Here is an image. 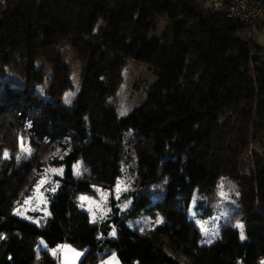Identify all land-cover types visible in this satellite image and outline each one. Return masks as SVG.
Masks as SVG:
<instances>
[{
  "label": "trees",
  "instance_id": "16d2710c",
  "mask_svg": "<svg viewBox=\"0 0 264 264\" xmlns=\"http://www.w3.org/2000/svg\"><path fill=\"white\" fill-rule=\"evenodd\" d=\"M240 27L198 0H0V264H59L49 253L59 244L85 249L82 264L113 252L120 264H264V48L255 39L264 19L250 41L237 38ZM68 37L81 41L71 45L82 67L64 105L40 91L47 69L35 53ZM130 60L154 79L121 114ZM128 164L145 177L93 222L80 196L112 192ZM60 166L55 191L43 187L42 221L16 213ZM218 180L233 183L237 211L203 245L187 212L193 202L197 218L215 214ZM141 216L150 221L131 228ZM235 221L245 239L229 230Z\"/></svg>",
  "mask_w": 264,
  "mask_h": 264
},
{
  "label": "rangeland",
  "instance_id": "374dc122",
  "mask_svg": "<svg viewBox=\"0 0 264 264\" xmlns=\"http://www.w3.org/2000/svg\"><path fill=\"white\" fill-rule=\"evenodd\" d=\"M129 21L132 20L129 19ZM162 26L163 22H161L159 29ZM75 42L81 44L79 39L68 37L66 45L62 49L49 50L43 54H40L39 51L35 53L38 62L40 64L44 62L47 69L48 83L41 87L40 91L43 94L54 96L55 100L61 101L64 105H69L79 89L82 66L78 61V55L75 53V50L71 45ZM153 79L154 76L152 72L144 64L133 60L128 62L124 69V81L115 98L118 110L121 114L128 113L133 107L144 101L145 86ZM17 80L19 81V79ZM136 82L140 83V89L134 87ZM59 83L61 84L60 86H58ZM24 148L25 147L22 145V149ZM255 151L257 154H260L261 146L256 145ZM77 165H79V169H77ZM126 167L127 169L124 171V175L119 179L112 192L98 189L95 196H80V205L82 209L88 211L93 222L99 221L111 213L113 209V200L116 201L121 199L123 201V196L133 188V182L136 178L142 180L145 177L144 174L140 173L133 164H128ZM80 169L81 164L78 162L74 166L75 173H79ZM64 171V166L48 168V174L41 179L32 196L26 199L25 202L18 207L16 213L25 219L39 224V221H42L39 218L44 217L49 213V200L43 192L45 190L43 187L46 185L49 192L55 191L57 183L52 177L62 176ZM218 184L220 185L219 194L216 201L215 214L212 217L204 220L197 218L194 214L193 202L187 212L188 216L195 220L196 225L202 233L201 244L203 245L211 244L219 236L221 230L225 229V226L230 221L233 213L237 211L238 202L235 198L236 191L233 183L218 180ZM82 197L84 199H81ZM128 207L129 202H123L120 204V210L122 211H126ZM34 212L39 213L40 216L38 218L33 217L32 213ZM148 221H150L149 216H141L138 220L128 221V224L131 228H143ZM156 221L158 224L160 219H156ZM237 225L242 224L240 221H235L233 228H229V230H237L236 232L240 233V238L241 231H243V239H245L244 227L241 229L240 227H237ZM111 234L115 237L116 231L113 230ZM40 243L45 246L43 240H40ZM65 246L66 249L64 252L61 248L57 253L56 260L59 261V264H82L81 262L86 250L75 248L69 244H66ZM97 264H120V261L117 254L113 252Z\"/></svg>",
  "mask_w": 264,
  "mask_h": 264
},
{
  "label": "built area",
  "instance_id": "2783aa9c",
  "mask_svg": "<svg viewBox=\"0 0 264 264\" xmlns=\"http://www.w3.org/2000/svg\"><path fill=\"white\" fill-rule=\"evenodd\" d=\"M210 10H225L226 16L241 24L236 36L247 42L254 38L252 26L264 19V0H198Z\"/></svg>",
  "mask_w": 264,
  "mask_h": 264
},
{
  "label": "crops",
  "instance_id": "0c3cea01",
  "mask_svg": "<svg viewBox=\"0 0 264 264\" xmlns=\"http://www.w3.org/2000/svg\"><path fill=\"white\" fill-rule=\"evenodd\" d=\"M255 39L264 48V28L261 31H259V32L256 33ZM65 245L66 244H59L55 248L49 250L50 255L53 258H56L57 253H58L59 250H61V248H62L63 252L65 251V249H66V246ZM42 247L44 249H46V246L43 245Z\"/></svg>",
  "mask_w": 264,
  "mask_h": 264
},
{
  "label": "snow or ice",
  "instance_id": "6c2138e0",
  "mask_svg": "<svg viewBox=\"0 0 264 264\" xmlns=\"http://www.w3.org/2000/svg\"><path fill=\"white\" fill-rule=\"evenodd\" d=\"M70 95V94H69ZM23 151H30V149H27V148H24L23 149ZM4 157L5 158H7L8 157V153L7 152H5L4 153ZM17 159H19V157H17ZM77 169H79V165H77ZM53 171H56V170H53ZM62 171V170H61ZM81 199H84L83 197L81 198ZM237 227H240L241 229L243 228V226L242 225H237ZM244 238V235H243V231H241V239H243ZM210 242V241H209ZM79 255V254H78Z\"/></svg>",
  "mask_w": 264,
  "mask_h": 264
}]
</instances>
